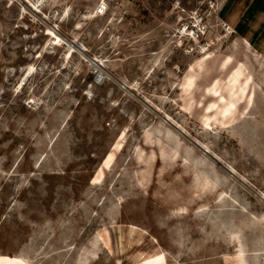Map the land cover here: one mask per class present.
<instances>
[{"label": "rangeland", "instance_id": "1", "mask_svg": "<svg viewBox=\"0 0 264 264\" xmlns=\"http://www.w3.org/2000/svg\"><path fill=\"white\" fill-rule=\"evenodd\" d=\"M250 1L0 0V264L256 263Z\"/></svg>", "mask_w": 264, "mask_h": 264}, {"label": "crops", "instance_id": "2", "mask_svg": "<svg viewBox=\"0 0 264 264\" xmlns=\"http://www.w3.org/2000/svg\"><path fill=\"white\" fill-rule=\"evenodd\" d=\"M253 2H254V0H251L248 3V5L242 11L240 18L237 21V22H240V23L241 22L244 23L243 26H242V30H241V32L244 35H247V33L249 32V30H250L249 26H251V27L253 26L252 23H253V20L255 19L256 15L258 13H262L263 12V10L260 11V9L262 8V6H264V2L260 1L259 3H254V4H253ZM259 7H261V8L259 9V11H257ZM256 11H257V13H256ZM251 18H254V19H251ZM247 20H249V22L246 24Z\"/></svg>", "mask_w": 264, "mask_h": 264}, {"label": "bare ground", "instance_id": "3", "mask_svg": "<svg viewBox=\"0 0 264 264\" xmlns=\"http://www.w3.org/2000/svg\"><path fill=\"white\" fill-rule=\"evenodd\" d=\"M102 6V5H101ZM100 8V7H99ZM98 11V10H97ZM100 11V10H99ZM102 12H103V10H102ZM240 28V27H239ZM59 41H63V38H59ZM76 46L75 45H72V44H70V49H71V51H75V48ZM95 62H97V63H99V61L98 60H95ZM31 71V70H30ZM241 247V246H240ZM239 247V248H240ZM244 254H245V250H243V249H238L237 250V256H238V258H239V264H246V262H247V259H246V257L244 258ZM243 257V259H242V257ZM255 256H256V263L255 264H263V262H262V258L264 257V246H262V245H259L258 246V248H256V251H255Z\"/></svg>", "mask_w": 264, "mask_h": 264}]
</instances>
